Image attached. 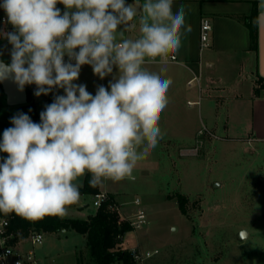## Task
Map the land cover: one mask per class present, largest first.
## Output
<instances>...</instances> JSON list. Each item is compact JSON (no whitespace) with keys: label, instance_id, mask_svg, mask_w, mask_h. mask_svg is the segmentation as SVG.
Here are the masks:
<instances>
[{"label":"clouds","instance_id":"9594fccd","mask_svg":"<svg viewBox=\"0 0 264 264\" xmlns=\"http://www.w3.org/2000/svg\"><path fill=\"white\" fill-rule=\"evenodd\" d=\"M64 6L63 11L57 7ZM174 0H2L0 31L12 46L0 60V82L12 79L34 95L63 89L40 113V123L18 113L0 141V213L29 221L67 215L81 199L80 178L90 187L131 178L155 150L173 84L167 65L182 47L186 6ZM264 7V5H262ZM136 33L135 35H132ZM67 57V62L65 61ZM74 61V63H73ZM159 64V71L148 65ZM91 66L108 86L76 84Z\"/></svg>","mask_w":264,"mask_h":264},{"label":"rangeland","instance_id":"374dc122","mask_svg":"<svg viewBox=\"0 0 264 264\" xmlns=\"http://www.w3.org/2000/svg\"><path fill=\"white\" fill-rule=\"evenodd\" d=\"M3 40L0 39V45L7 41ZM11 47L10 44L7 47V58H11ZM115 74L116 69L113 71ZM113 75L101 80L93 74L91 66L84 65L75 83L86 85L87 90L95 95L97 87H107ZM32 88V99L40 119L49 95L37 97L34 95L36 86ZM63 94V89H53L50 94L52 102L56 95ZM185 96V93L181 94L180 106L195 113L194 124L197 127L203 128L204 123L209 129L206 124V105L209 102L204 99L200 106H188L184 103ZM18 113H21L19 107L7 105L1 93L0 137L6 128L13 126L10 120ZM170 116L168 112L166 116L162 113L160 127L165 135L157 148L138 162L133 179L105 181L98 186L102 192L116 186L119 201L131 202L130 211L120 209L119 205L124 215L134 210L132 200L135 197L140 199L145 210L144 224L127 231L123 245L157 252L133 264H264L263 201L258 195L251 200L249 194H237V174L243 170L237 141H227L211 131L217 137L209 132L197 133L191 149L178 151L176 140L184 137L172 135L174 126ZM179 122H175V126ZM207 137L211 140L205 139ZM6 155L0 153V156ZM245 156L249 159L248 153ZM84 177L80 178L81 184ZM179 193L186 198L185 215L178 206L176 195ZM92 197L91 193H81L80 201L70 206L64 217L80 219L87 213L91 214L94 211ZM252 203L254 208L250 206ZM241 230L247 233L244 239L239 236ZM26 244V248H32L40 264H76V252L85 249L84 237L71 228L58 237L44 232L41 244Z\"/></svg>","mask_w":264,"mask_h":264},{"label":"crops","instance_id":"0c3cea01","mask_svg":"<svg viewBox=\"0 0 264 264\" xmlns=\"http://www.w3.org/2000/svg\"><path fill=\"white\" fill-rule=\"evenodd\" d=\"M181 4L186 6V26H190L191 31L182 37V47L174 54L177 60L169 62L167 72L162 74L173 81L163 114L171 115L172 135L184 137L176 140L178 151H186L195 144L200 127L194 124L195 113L180 106L181 94L186 95V105L191 101L200 106L201 100H207L208 130L227 141H237V152L242 153L243 170L237 174V194H249L251 200L256 199V195L261 196L264 210V0H174L173 11ZM57 7L63 11L62 4ZM253 12L255 48L251 46L249 27L238 18L248 17ZM203 17L211 21L209 45L205 48H201L199 39ZM6 52L7 48L0 56L11 61L5 56ZM156 66L149 69L159 71L160 65ZM197 111L200 113L199 107ZM175 122L180 124L175 126ZM202 125L205 127L204 123ZM205 139L211 140L210 137ZM246 153L249 159L244 158ZM112 189L104 192L113 197L120 209L130 211L131 202H120L118 188ZM250 206L255 207L253 203ZM95 210L94 207L91 214L80 219H87ZM60 233L49 234L58 237Z\"/></svg>","mask_w":264,"mask_h":264},{"label":"trees","instance_id":"16d2710c","mask_svg":"<svg viewBox=\"0 0 264 264\" xmlns=\"http://www.w3.org/2000/svg\"><path fill=\"white\" fill-rule=\"evenodd\" d=\"M240 20L245 21L251 33V46H256V24L255 12L248 17H238ZM9 43L6 41L0 45V52L8 47ZM6 61V60H5ZM11 63V61H6ZM33 85H26L24 88L27 93V102L19 105L21 113L30 116L33 122L40 123L36 112V106L32 99ZM2 93L0 85V94ZM48 94L47 104L52 103V98ZM90 176L85 175L81 193L96 194L99 192L98 187H90ZM179 209L183 215L186 214V198L180 193L176 195ZM116 203L113 197L108 194V199L101 203L96 208L95 212L88 216L87 219L75 218H61L55 216H46L41 220L29 221L15 214L0 216L6 217L9 220V228L14 231L18 236H24L32 230L43 231L46 233H60L62 230L69 228L75 230L85 238V249L76 252V264H133L134 260L130 252L121 243L122 236L132 230L129 223L119 218V214L108 208L109 204Z\"/></svg>","mask_w":264,"mask_h":264},{"label":"built area","instance_id":"2783aa9c","mask_svg":"<svg viewBox=\"0 0 264 264\" xmlns=\"http://www.w3.org/2000/svg\"><path fill=\"white\" fill-rule=\"evenodd\" d=\"M0 3H2V0H0ZM5 20L6 14L3 8H0V31H12V26L6 24ZM210 32L211 21L209 18L203 17L200 22L199 33L201 48H205L209 45ZM67 59L68 58L65 57L66 62ZM176 60L177 58L174 55V59H170L169 62H175ZM196 103L198 102H187L188 105H194ZM203 132H209V130L205 127L198 130L199 134H202ZM210 134L213 137H217L212 133ZM0 141H2V137H0ZM131 178L133 179V177ZM107 199L108 193L99 191L93 195L92 204L95 208H98L101 203ZM132 203L134 204V210L129 215H124L119 210V206L116 203L109 204L108 208L116 211L121 220L127 221L131 229L136 230L144 224L146 215L138 197H135L132 200ZM43 235V231L32 230L24 236H18L14 231L10 230L8 218L0 216V264H40L32 248H26V243H29L31 246L41 244L43 241ZM128 251L134 261L149 258L157 252V250H141L139 247L128 248Z\"/></svg>","mask_w":264,"mask_h":264},{"label":"water","instance_id":"95a60500","mask_svg":"<svg viewBox=\"0 0 264 264\" xmlns=\"http://www.w3.org/2000/svg\"><path fill=\"white\" fill-rule=\"evenodd\" d=\"M0 60H2L6 64H9L1 58ZM0 85L7 105L19 106L27 102V93L25 88L23 89V91L19 90L18 86L13 82L12 79L0 82ZM246 235L247 233L245 230H241L239 233L241 239H244Z\"/></svg>","mask_w":264,"mask_h":264}]
</instances>
